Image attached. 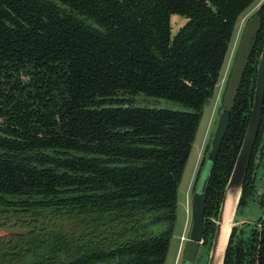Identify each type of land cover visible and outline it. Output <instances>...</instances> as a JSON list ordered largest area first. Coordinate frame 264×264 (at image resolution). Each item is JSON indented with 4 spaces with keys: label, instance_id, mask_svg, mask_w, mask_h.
Instances as JSON below:
<instances>
[{
    "label": "trees",
    "instance_id": "1",
    "mask_svg": "<svg viewBox=\"0 0 264 264\" xmlns=\"http://www.w3.org/2000/svg\"><path fill=\"white\" fill-rule=\"evenodd\" d=\"M255 1L0 0V264L165 263L203 108ZM256 13L204 242L251 107L264 1ZM172 14L187 20L174 37ZM250 169L239 214L255 202L263 214L234 227L224 264H264V191L256 199Z\"/></svg>",
    "mask_w": 264,
    "mask_h": 264
},
{
    "label": "water",
    "instance_id": "2",
    "mask_svg": "<svg viewBox=\"0 0 264 264\" xmlns=\"http://www.w3.org/2000/svg\"><path fill=\"white\" fill-rule=\"evenodd\" d=\"M260 28L261 17L256 13L246 21L239 40L226 87L222 95L221 108L216 116L208 149L204 156V162L207 164L204 180L202 181V185L200 187L198 186V183H196V186L191 194V222L187 233V239L182 249L180 264H193L196 257H199L201 249L200 244L204 229L206 192L211 172L216 162L222 140L228 128L230 111L234 106L235 98L252 49L256 44L257 34L260 31ZM263 105L264 43L256 58L253 98L241 144L236 154L230 175L224 186L217 217L213 220L215 227L212 238L209 241L206 264H224L226 251L229 246L233 229L235 226L239 225V203L242 197L243 184L262 116ZM263 190L264 178L258 187L256 199H259ZM257 208L258 203L255 202L251 214H254ZM249 221H251V219H249ZM227 227H229V229H227Z\"/></svg>",
    "mask_w": 264,
    "mask_h": 264
},
{
    "label": "rangeland",
    "instance_id": "3",
    "mask_svg": "<svg viewBox=\"0 0 264 264\" xmlns=\"http://www.w3.org/2000/svg\"><path fill=\"white\" fill-rule=\"evenodd\" d=\"M264 0H256L238 19L235 25V33L229 45L225 61L220 72L218 83L215 87L213 97L205 104L203 108L202 116L199 120L195 137L190 149L182 176L178 187L177 193V209H176V220L174 230L170 239V245L167 252L166 260L164 264H180L182 249L187 239V233L191 222V194L198 183L200 187L204 180L205 171L207 164L202 159L208 149L209 140L215 124L216 116L219 113V107L221 105L222 95L226 87L227 79L230 74L232 63L236 54V50L241 38L246 21L256 14L257 9ZM187 20L180 14H172L170 16L171 25V36L174 37L179 30L186 24ZM144 103V101H139ZM151 103V102H149ZM160 103L166 104L167 108H175L178 104L161 101ZM221 108V107H220ZM248 208L242 209L239 216V225L247 220H254L263 214L261 208H257L254 214H251L253 204H251L249 211ZM252 217V218H251ZM243 218V219H242ZM208 219L214 220V217L209 216ZM163 227L157 226L155 232H159ZM3 232V231H2ZM1 233V230H0ZM200 253L197 258V264H206L207 261V250L209 247L208 241H201Z\"/></svg>",
    "mask_w": 264,
    "mask_h": 264
},
{
    "label": "flooded vegetation",
    "instance_id": "4",
    "mask_svg": "<svg viewBox=\"0 0 264 264\" xmlns=\"http://www.w3.org/2000/svg\"><path fill=\"white\" fill-rule=\"evenodd\" d=\"M250 167V178L248 179V183L251 185L258 179L259 182L258 186L256 187V191H258V187L261 184L262 179L264 178V105L259 123V128L256 135V140L252 149L251 159L248 165V168ZM196 261L197 257L193 264H197Z\"/></svg>",
    "mask_w": 264,
    "mask_h": 264
},
{
    "label": "bare ground",
    "instance_id": "5",
    "mask_svg": "<svg viewBox=\"0 0 264 264\" xmlns=\"http://www.w3.org/2000/svg\"><path fill=\"white\" fill-rule=\"evenodd\" d=\"M227 229H229V227H227ZM227 229H226V231H227ZM224 240H225V237H224Z\"/></svg>",
    "mask_w": 264,
    "mask_h": 264
}]
</instances>
